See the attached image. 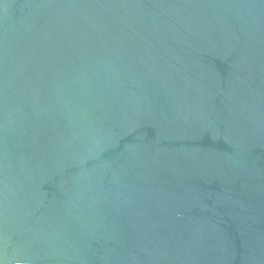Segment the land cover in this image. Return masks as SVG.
<instances>
[{"label":"water","instance_id":"obj_1","mask_svg":"<svg viewBox=\"0 0 264 264\" xmlns=\"http://www.w3.org/2000/svg\"><path fill=\"white\" fill-rule=\"evenodd\" d=\"M0 264H264V0H0Z\"/></svg>","mask_w":264,"mask_h":264}]
</instances>
